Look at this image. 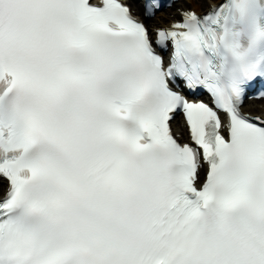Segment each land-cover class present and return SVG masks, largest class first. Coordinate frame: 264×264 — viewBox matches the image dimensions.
I'll return each instance as SVG.
<instances>
[{
	"label": "snow or ice",
	"instance_id": "6c2138e0",
	"mask_svg": "<svg viewBox=\"0 0 264 264\" xmlns=\"http://www.w3.org/2000/svg\"><path fill=\"white\" fill-rule=\"evenodd\" d=\"M178 14L0 0V264H264V0Z\"/></svg>",
	"mask_w": 264,
	"mask_h": 264
},
{
	"label": "bare ground",
	"instance_id": "6f19581e",
	"mask_svg": "<svg viewBox=\"0 0 264 264\" xmlns=\"http://www.w3.org/2000/svg\"><path fill=\"white\" fill-rule=\"evenodd\" d=\"M220 0H181L178 3V6H175L173 9H169L167 12L161 11L156 14V17L153 18V21H149L151 26L154 25H169L175 18H178V9L185 8V9H193L196 10L199 13H204L207 11L212 4L218 3ZM132 4V8L137 14H141V8L138 3L134 1H130ZM261 100H252L247 101L244 104V110L251 113H259L263 111V107H261V104H259ZM173 126L175 129V132L177 133H183L185 132V128L181 125V122L179 120H175L173 122ZM5 189V184L0 183V194H3Z\"/></svg>",
	"mask_w": 264,
	"mask_h": 264
},
{
	"label": "rangeland",
	"instance_id": "374dc122",
	"mask_svg": "<svg viewBox=\"0 0 264 264\" xmlns=\"http://www.w3.org/2000/svg\"><path fill=\"white\" fill-rule=\"evenodd\" d=\"M261 102H264V101H261ZM260 103V102H259Z\"/></svg>",
	"mask_w": 264,
	"mask_h": 264
}]
</instances>
